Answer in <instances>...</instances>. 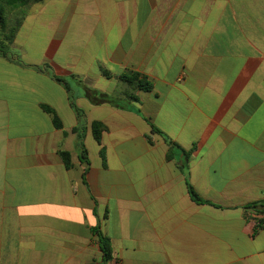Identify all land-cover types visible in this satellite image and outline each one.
Returning a JSON list of instances; mask_svg holds the SVG:
<instances>
[{
  "label": "crops",
  "instance_id": "crops-1",
  "mask_svg": "<svg viewBox=\"0 0 264 264\" xmlns=\"http://www.w3.org/2000/svg\"><path fill=\"white\" fill-rule=\"evenodd\" d=\"M8 45L63 83L0 56V264H264V0H43Z\"/></svg>",
  "mask_w": 264,
  "mask_h": 264
},
{
  "label": "trees",
  "instance_id": "trees-1",
  "mask_svg": "<svg viewBox=\"0 0 264 264\" xmlns=\"http://www.w3.org/2000/svg\"><path fill=\"white\" fill-rule=\"evenodd\" d=\"M43 0H0V56L6 57L10 60H13L18 63L20 66L24 68H34L39 72H45L49 77H51L53 80H55L58 83H63V80L56 76L54 72L52 71L51 67L49 66H29L21 59L19 56L13 52L8 43H11L12 40L15 38L18 28L21 26V24L24 21V18L26 16L27 10L41 2ZM105 75L106 74L105 72ZM119 80L124 82L127 85V96L130 100L138 101V96L136 95L137 92H149L152 90V84L148 81V78L138 72L128 70L125 73L121 74L119 76ZM67 91L69 92V100L72 109L74 110L75 114L78 118V125L75 127V133H77V145L80 151L81 160L85 161L87 163V155H86V149L84 146V139H85V128H86V118L85 114L82 110H80L76 103L75 98L70 90V88L67 86ZM88 97L91 100L93 104L99 105L103 103H109L114 106H123L122 104L118 103V100L115 97H112L107 94L99 93L93 90H89ZM43 109L52 115L53 123L55 127L61 128V122L59 118L57 117L54 110H52L49 107H43ZM92 130L95 139L100 142L101 140V134L105 130V127L101 125L100 123L94 122L92 124ZM155 131L159 132L157 129ZM61 157L63 159V162L65 164V167L67 169H70L72 167L71 163V157L68 152H62ZM191 195L193 197V200L199 203H202L203 200L196 195L191 190ZM250 209L254 210L255 213H257L261 218L258 220V227L264 228V201L256 202L251 204ZM99 237V244L100 248L103 253V260L101 263H91V264H108L112 260V249L111 244L108 238H106L102 233L98 232Z\"/></svg>",
  "mask_w": 264,
  "mask_h": 264
}]
</instances>
